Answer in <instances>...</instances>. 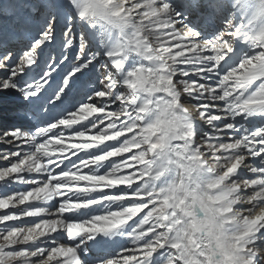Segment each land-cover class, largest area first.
<instances>
[{
	"label": "snow or ice",
	"instance_id": "1",
	"mask_svg": "<svg viewBox=\"0 0 264 264\" xmlns=\"http://www.w3.org/2000/svg\"><path fill=\"white\" fill-rule=\"evenodd\" d=\"M0 210V264H264V0H0Z\"/></svg>",
	"mask_w": 264,
	"mask_h": 264
},
{
	"label": "rangeland",
	"instance_id": "2",
	"mask_svg": "<svg viewBox=\"0 0 264 264\" xmlns=\"http://www.w3.org/2000/svg\"><path fill=\"white\" fill-rule=\"evenodd\" d=\"M10 123H14V121H10ZM92 139H96V138H92ZM101 141L104 139V138H99Z\"/></svg>",
	"mask_w": 264,
	"mask_h": 264
},
{
	"label": "bare ground",
	"instance_id": "3",
	"mask_svg": "<svg viewBox=\"0 0 264 264\" xmlns=\"http://www.w3.org/2000/svg\"><path fill=\"white\" fill-rule=\"evenodd\" d=\"M2 211H4V210H0V212H2Z\"/></svg>",
	"mask_w": 264,
	"mask_h": 264
}]
</instances>
